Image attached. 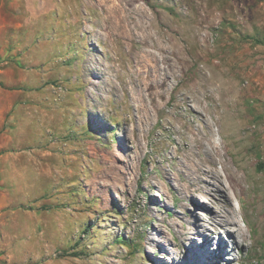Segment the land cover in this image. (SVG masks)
<instances>
[{"label":"rangeland","instance_id":"1","mask_svg":"<svg viewBox=\"0 0 264 264\" xmlns=\"http://www.w3.org/2000/svg\"><path fill=\"white\" fill-rule=\"evenodd\" d=\"M196 131L257 199L200 260ZM263 219L264 0H0V264H264Z\"/></svg>","mask_w":264,"mask_h":264},{"label":"bare ground","instance_id":"2","mask_svg":"<svg viewBox=\"0 0 264 264\" xmlns=\"http://www.w3.org/2000/svg\"><path fill=\"white\" fill-rule=\"evenodd\" d=\"M192 139L194 144L207 149L208 157L201 158L197 156L193 165L190 163V168L195 171L203 165L205 168L202 172V179L206 181L211 179L214 180V182L212 181L211 183L207 182V188L204 191L196 184L194 179L190 181L186 188L190 193H197L200 195L202 204L211 212L212 220L207 225L202 226V224L195 223L193 226V230L196 229L204 238L201 248L194 247V243H191V247L195 248L193 249L195 251V259L200 260L204 256L207 257L211 251L213 252V250L218 247L220 248V245L224 247L228 246L222 237L224 233L231 238V241L239 250L244 248L245 244L249 242V234H247L239 215L244 217L247 215V207H245L243 202L245 198L251 199L250 201L253 203H255L257 199H255V195L251 194L254 184L245 177L243 172H240V168L234 163L232 158H228L226 157V153L220 152L217 142L213 139H209L205 143L202 136H200L197 131L194 132ZM217 156L220 158L216 159ZM192 159L193 158L190 160ZM217 163H220L222 166L223 179L228 181V187L225 185L226 180L224 182L222 179V173L213 167V165L215 166ZM228 189L232 191L234 197L238 199L240 207L237 208L235 206L233 201L234 198L230 196ZM214 206L217 207L216 212L212 209ZM197 219L200 221V214ZM187 232L191 233V230ZM214 239H220L221 242H219V244H214ZM190 249L191 248L188 247V250ZM231 250H227L228 254H230ZM223 257V254H221V258ZM221 264H223V262H221ZM228 264H235V262L229 260Z\"/></svg>","mask_w":264,"mask_h":264}]
</instances>
